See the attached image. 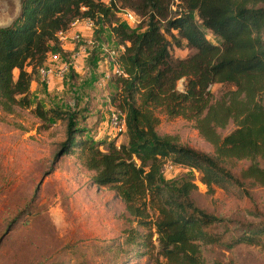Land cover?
I'll return each mask as SVG.
<instances>
[{
	"label": "trees",
	"instance_id": "obj_1",
	"mask_svg": "<svg viewBox=\"0 0 264 264\" xmlns=\"http://www.w3.org/2000/svg\"><path fill=\"white\" fill-rule=\"evenodd\" d=\"M117 1L144 21L141 32L118 22ZM178 1L182 11L174 10L168 17L166 0H19L15 17L0 27V112L28 105L34 72L49 51L62 52L57 31L66 29L74 18H88L96 29L106 26L123 47L116 63L125 76H115L117 92L110 101L123 113L125 141L100 150L91 140L76 142L80 130L72 111L57 110L46 116L47 110L36 105V115L65 119V139L55 156L78 144V158L93 172L91 181L113 189L130 215L141 219L146 208L156 211L155 256L150 235L126 236V242L136 246L137 257L150 258L152 264H206L201 245L251 244L257 241L256 232L249 230L221 242L209 229L222 218L194 204L192 179L185 175L164 179L161 169L170 162L193 170L208 190L240 180L264 186V0ZM203 29L217 36L219 43L209 42ZM181 40L192 52L175 58L170 48L180 46ZM180 78L184 84L178 91ZM213 83L227 86L217 98L208 89ZM154 112L193 120L198 134L213 147V156L157 134ZM229 121L234 128L220 136L216 129ZM226 158L248 164L233 176L220 163Z\"/></svg>",
	"mask_w": 264,
	"mask_h": 264
},
{
	"label": "rangeland",
	"instance_id": "obj_2",
	"mask_svg": "<svg viewBox=\"0 0 264 264\" xmlns=\"http://www.w3.org/2000/svg\"><path fill=\"white\" fill-rule=\"evenodd\" d=\"M166 2L168 17L174 10L182 11L178 0ZM119 4L117 1L116 7L127 8ZM18 6L19 0H0V27L16 15ZM127 27L141 32L144 21ZM171 33L176 36L175 30ZM203 33L209 42L219 43L220 39L208 29H203ZM80 34L93 41L90 58L77 61V68L53 77L48 84L35 71L28 88V105H13L9 112H0V264H152L150 258L137 257L136 246L126 242L127 234L134 232L150 235L152 256L156 255V211L146 208L141 219L130 215L113 189L91 181L93 172L78 158V144L55 156L65 139V119L60 115L45 120L36 115V105L47 110L46 116L57 110L72 111L80 130L76 142L91 140L100 150L109 143L117 146L125 141L124 133L112 137L108 126L109 112L117 108L116 102L110 101L117 92L115 76L103 78L108 70L103 62L105 50L116 48L117 44L103 25L91 30L81 26ZM71 43L67 40L60 44V53L49 51L44 62L58 65L65 61ZM191 52L184 40L180 46L170 48L175 58H184ZM30 69L25 67L28 72ZM16 73L13 71L14 77ZM183 84L184 79L180 78L176 89L181 91ZM226 88L220 83L208 87L213 98ZM261 102L264 103V94ZM154 114L158 119L154 127L157 134L213 156V147L198 134L193 120L167 117L162 112ZM233 128L229 121L216 132L223 136ZM220 163L238 176L248 161L226 158ZM184 175L196 186L191 192L194 204L222 218L209 229L221 242L249 230L256 232L257 241L251 244L238 243L231 248L201 245L204 263L264 264V186L240 180L227 188L212 186L208 190L193 170L170 162L161 169L164 179Z\"/></svg>",
	"mask_w": 264,
	"mask_h": 264
},
{
	"label": "built area",
	"instance_id": "obj_3",
	"mask_svg": "<svg viewBox=\"0 0 264 264\" xmlns=\"http://www.w3.org/2000/svg\"><path fill=\"white\" fill-rule=\"evenodd\" d=\"M114 13L118 22H122L128 26L138 24L141 21V18L128 8L116 7ZM81 26L91 30V28L94 27V24L92 20L88 18H74L69 22L66 29L56 32V38L59 42V45L66 42L67 40H70L73 46L69 49L67 59L62 63L55 65L49 62H44L37 68V75L47 84L53 77H61L69 69L77 68L76 62L79 60L84 61V59L89 54V51L93 48V41L90 38H82L85 36L80 34V30L78 29V27ZM122 50L123 47L121 45H117L116 48H108L105 50L103 62L110 67L103 75L104 79H108L112 76H125L122 69L116 63L117 56L122 52ZM56 56L57 54L53 55L54 58ZM108 126L112 137L124 133L125 124L123 113L115 108L112 109L108 115ZM163 167L164 164L162 168Z\"/></svg>",
	"mask_w": 264,
	"mask_h": 264
},
{
	"label": "crops",
	"instance_id": "obj_4",
	"mask_svg": "<svg viewBox=\"0 0 264 264\" xmlns=\"http://www.w3.org/2000/svg\"><path fill=\"white\" fill-rule=\"evenodd\" d=\"M17 12H18V10H17ZM16 14H17V13H16ZM14 17H15V16H14ZM14 17H13V18H14ZM13 18H12V19H13ZM12 19H11V20H12ZM11 20H9V22H7L6 25L9 24ZM6 25H5V26H6ZM79 30H80V27H79ZM109 67H110V66L108 65V69H109Z\"/></svg>",
	"mask_w": 264,
	"mask_h": 264
}]
</instances>
